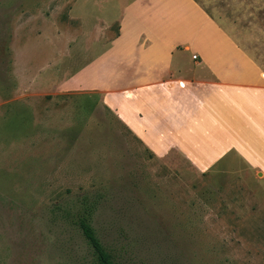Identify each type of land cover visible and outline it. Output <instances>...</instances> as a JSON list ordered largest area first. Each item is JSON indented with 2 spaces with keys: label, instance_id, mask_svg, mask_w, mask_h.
Returning a JSON list of instances; mask_svg holds the SVG:
<instances>
[{
  "label": "rangeland",
  "instance_id": "1",
  "mask_svg": "<svg viewBox=\"0 0 264 264\" xmlns=\"http://www.w3.org/2000/svg\"><path fill=\"white\" fill-rule=\"evenodd\" d=\"M120 6L0 0V264H94L76 225L84 200L118 264H264L255 171L158 157L100 95L73 88L118 34L103 16Z\"/></svg>",
  "mask_w": 264,
  "mask_h": 264
},
{
  "label": "crops",
  "instance_id": "2",
  "mask_svg": "<svg viewBox=\"0 0 264 264\" xmlns=\"http://www.w3.org/2000/svg\"><path fill=\"white\" fill-rule=\"evenodd\" d=\"M115 2L120 16L103 19L118 34L73 88L100 95L158 157L202 172L239 160L264 180V0Z\"/></svg>",
  "mask_w": 264,
  "mask_h": 264
},
{
  "label": "trees",
  "instance_id": "3",
  "mask_svg": "<svg viewBox=\"0 0 264 264\" xmlns=\"http://www.w3.org/2000/svg\"><path fill=\"white\" fill-rule=\"evenodd\" d=\"M95 215V208L88 204L86 200L82 203L80 211L77 213V226L88 243L94 264H118L115 256L108 250L106 245L99 237L95 227L93 226V218Z\"/></svg>",
  "mask_w": 264,
  "mask_h": 264
},
{
  "label": "built area",
  "instance_id": "4",
  "mask_svg": "<svg viewBox=\"0 0 264 264\" xmlns=\"http://www.w3.org/2000/svg\"><path fill=\"white\" fill-rule=\"evenodd\" d=\"M193 58H194V60H197V59H198V57H197V56H194Z\"/></svg>",
  "mask_w": 264,
  "mask_h": 264
}]
</instances>
